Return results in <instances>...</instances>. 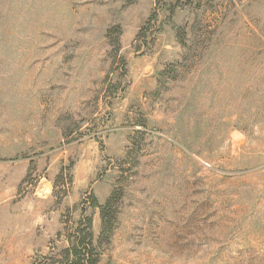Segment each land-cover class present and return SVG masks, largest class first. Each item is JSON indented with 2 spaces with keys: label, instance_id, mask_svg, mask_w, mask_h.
Instances as JSON below:
<instances>
[{
  "label": "rangeland",
  "instance_id": "1",
  "mask_svg": "<svg viewBox=\"0 0 264 264\" xmlns=\"http://www.w3.org/2000/svg\"><path fill=\"white\" fill-rule=\"evenodd\" d=\"M174 4L0 0V264H264V0Z\"/></svg>",
  "mask_w": 264,
  "mask_h": 264
},
{
  "label": "trees",
  "instance_id": "2",
  "mask_svg": "<svg viewBox=\"0 0 264 264\" xmlns=\"http://www.w3.org/2000/svg\"><path fill=\"white\" fill-rule=\"evenodd\" d=\"M175 1L177 4L171 6L169 10L171 16L174 15L176 7L180 5V0ZM156 17L157 10L153 8L146 23L140 28L136 39L146 37V32L149 30L151 23ZM110 33L111 30L108 31V35H110ZM64 169L65 168H62L57 175L56 184L62 177ZM27 181L28 178H24L21 184ZM91 206L100 209L103 235L109 231L108 224H110V222L108 216L113 206V196H110L103 205L99 204L98 200L93 196ZM64 230L68 241L67 246L55 255L39 256L33 264H99L100 254L94 242L93 217L87 214V209L85 207H82L80 219L71 225H66Z\"/></svg>",
  "mask_w": 264,
  "mask_h": 264
}]
</instances>
